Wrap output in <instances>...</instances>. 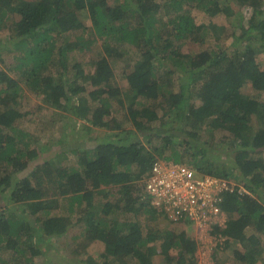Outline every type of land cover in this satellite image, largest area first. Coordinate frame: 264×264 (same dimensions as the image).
<instances>
[{
	"label": "trees",
	"instance_id": "trees-1",
	"mask_svg": "<svg viewBox=\"0 0 264 264\" xmlns=\"http://www.w3.org/2000/svg\"><path fill=\"white\" fill-rule=\"evenodd\" d=\"M193 9L235 20L248 12L247 33L218 49V27L197 24ZM3 30L15 64H0V193L13 185L11 205L0 213V264L34 257L60 264L49 258L47 241L70 227L84 228L82 246L103 244L100 259L86 255L83 264H153L156 255L165 264H198L189 227H172L144 198L142 180L156 159L239 181L243 192L234 188L221 204L225 224L210 230L223 238L224 252L239 248L232 260L215 251L213 264L260 262L264 67L256 56L264 54V0H0ZM188 43L201 50L181 52ZM26 92L62 111L72 130L76 119L86 122L90 144L66 149L76 166L38 161V140L14 126L25 115L18 99ZM216 131L233 163L210 160L199 145L201 133ZM108 188L116 190L115 201L95 205L97 192L107 196ZM60 199L67 212L51 214ZM139 216L165 224L144 228ZM3 251L15 255L4 258Z\"/></svg>",
	"mask_w": 264,
	"mask_h": 264
},
{
	"label": "rangeland",
	"instance_id": "rangeland-1",
	"mask_svg": "<svg viewBox=\"0 0 264 264\" xmlns=\"http://www.w3.org/2000/svg\"><path fill=\"white\" fill-rule=\"evenodd\" d=\"M191 15L197 24H213L218 27L217 30H215L216 32H218L215 38L213 39L214 42L217 40L218 43H220L218 49H224L229 45H232L235 41H237V38L240 39L244 37L247 33L246 29H248L247 21L251 16L250 13L247 12L246 14H244V16H242V18H240L239 20H235L233 17L228 19L222 14H214L215 16H210L198 9L191 10ZM85 23L87 26L90 25L89 22L86 20ZM235 27L239 28V30H237V33L235 35H233ZM6 35V30L0 31V64L4 62L5 64H8L7 66H9L11 63H15L12 62L13 60L10 57L7 58L6 51H8V47L6 45ZM199 50H201L200 46L197 47L193 44L188 43L182 47L181 52L195 53ZM77 57L87 58L86 54H79V56ZM256 61L264 67V54L257 55ZM8 74L16 75V72L9 71ZM251 92L253 91L247 89L244 93L246 95H250ZM19 101L23 105V107L21 108V112L25 113V115H23L22 118L18 119L14 123V126L17 129L23 130L28 135L33 136V139L38 140L36 143L39 145L38 147H40L41 152L37 160L42 161L44 159H52V164H54V166H76V156L71 153H67L66 151L68 150V147H72L80 143H82V145L84 146H88V144H90L89 141L91 140V136H93V134L87 132V130L85 129L87 127L86 122L79 121L78 119H76L77 122L75 124L74 129L72 130L70 128L72 124L68 123V120H66L65 118H61L64 116L62 111L56 110L54 112L53 110L47 108L46 104L43 102L40 103L32 95V93L26 92L25 97L22 100L18 99V102ZM40 105L42 106V108L38 107ZM1 132L2 131L0 129V133ZM224 140V135L221 132L216 131L212 134L205 132L200 134L199 145L203 148L202 150L207 151L208 156H210V160L218 159V164H222L225 161H230V163H233L234 155L232 153H229L231 149L226 146L223 147V144L220 145V143ZM16 176L17 175H14L12 178L11 182L13 184L18 178ZM231 182L242 186L239 181L236 182L234 180H231ZM12 186L8 187L6 190L0 193V213L3 208L7 207L8 205H11L9 201V196L10 188H12ZM107 190L109 192V195L107 196H105L103 190L97 192V195L95 197V205H101V203L106 201H115L117 197L116 190L113 188H108ZM67 203L68 202L62 201L60 199L58 203V208L60 206V209L53 210L51 214L55 211L59 213H66ZM236 216V214H232L230 218L234 219L236 218ZM37 218L44 219L45 215H38ZM120 219H125L129 221L132 220V217L127 216L124 218L123 216H121ZM138 220L141 226L144 228H149L150 226L161 227L165 224L164 220H162L161 217H159L156 222H151L150 219L144 216H139ZM122 221L123 220H121V222ZM175 226L176 225H172V227ZM189 229L190 230L188 232L197 245L195 256L197 257L198 264H213V254L215 253V251H221L224 255L231 256L229 258L232 260V249L239 248V245L235 244L233 247H230L226 252H224L222 250L223 238L215 239L214 236L210 234L211 229L207 231H198L193 227H189ZM83 230L84 228L70 227L65 235H62L61 237H55L47 241L49 243L47 247L49 250V258H51L52 260L54 259L56 263L58 262L60 264H83L86 255H89L94 259L99 260L100 255L103 252V244L95 240L93 242H90L88 246H82V244L84 243V238L82 237ZM253 232L254 227L250 225V227L246 229V233L251 234ZM258 237L261 239L264 245V234H262L261 236L258 235ZM74 250H83L84 254H79L78 252H74ZM3 254L5 256H8L4 257L8 259L9 257L11 258L12 255H15L13 252L10 251H3ZM230 259L228 260V262L230 261ZM31 260L33 262H30V264L45 263V261L40 257H34ZM152 261L153 264H165L162 257L158 255L154 256ZM19 262L21 261L19 260ZM46 263H48L47 260ZM258 264H264V256L260 258V262Z\"/></svg>",
	"mask_w": 264,
	"mask_h": 264
},
{
	"label": "built area",
	"instance_id": "built-area-1",
	"mask_svg": "<svg viewBox=\"0 0 264 264\" xmlns=\"http://www.w3.org/2000/svg\"><path fill=\"white\" fill-rule=\"evenodd\" d=\"M144 182V198L175 225L207 231L225 224L222 202L234 191L225 179L197 172L184 163L155 160Z\"/></svg>",
	"mask_w": 264,
	"mask_h": 264
},
{
	"label": "clouds",
	"instance_id": "clouds-1",
	"mask_svg": "<svg viewBox=\"0 0 264 264\" xmlns=\"http://www.w3.org/2000/svg\"><path fill=\"white\" fill-rule=\"evenodd\" d=\"M157 160V159H156ZM164 160V159H163ZM168 161V160H167ZM184 164H187V163H184ZM187 165H189V164H187ZM190 166V165H189ZM191 167V166H190ZM192 168V167H191ZM194 169V168H193ZM195 170V169H194ZM197 171V170H196ZM198 172V171H197ZM200 173V172H199ZM201 174H203V173H201ZM206 175V174H205ZM217 178H219V177H217ZM222 179V178H221ZM228 181V180H227ZM230 183H232L231 181H229ZM232 185H233V189L234 188H236L237 187V189H238V191H240V192H243V187L242 186H239V185H237V184H234V183H232ZM189 227H191V226H189Z\"/></svg>",
	"mask_w": 264,
	"mask_h": 264
}]
</instances>
